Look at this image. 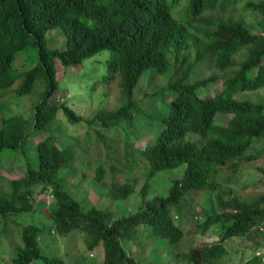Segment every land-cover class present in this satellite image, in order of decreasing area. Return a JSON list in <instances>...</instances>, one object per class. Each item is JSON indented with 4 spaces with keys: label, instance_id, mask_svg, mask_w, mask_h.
<instances>
[{
    "label": "trees",
    "instance_id": "16d2710c",
    "mask_svg": "<svg viewBox=\"0 0 264 264\" xmlns=\"http://www.w3.org/2000/svg\"><path fill=\"white\" fill-rule=\"evenodd\" d=\"M252 14L259 18L260 33L248 20ZM57 29L66 36L63 50L48 47L47 36ZM29 51L32 66L24 71L27 63L20 67L15 62ZM105 52L110 53L109 80L117 82L124 104L85 119L66 103H55L61 86L57 62L76 67ZM146 72L171 76L164 88L171 101L165 111L151 108L153 115L136 99ZM17 83L18 97L38 88L43 95L29 119L2 117L0 170L3 152L21 153L32 132L50 135L37 146V165L26 161L24 178L6 181L5 188L0 177L3 239L11 225L18 226L17 218L29 215L32 221L21 228L22 244L7 264H67L57 241L74 233L85 235L91 251L103 247L101 264H141L126 244L142 247L144 234L153 244L161 240L173 249L183 264H228L229 240L264 239V195L244 198L229 187L244 167L264 158V102L236 98L264 88V0H0V102ZM209 88L215 93L205 94ZM60 111L72 126L100 127L95 145H89L88 165L113 200L127 201L145 182L137 211L116 218L112 208L89 209L76 197L65 175L83 164L79 167L76 144L61 148L60 131L52 130ZM137 115L145 121L155 115L161 124L159 135L144 149L130 142ZM115 129L124 134L108 138ZM258 170L264 177V167ZM176 172L182 173L173 176L166 193L153 195L152 183ZM35 188L52 198L43 213ZM206 192L215 194L218 210L200 228L207 233L220 226L219 242L187 247L177 218L183 219L193 196ZM44 236L53 246H41ZM245 264H264V255Z\"/></svg>",
    "mask_w": 264,
    "mask_h": 264
},
{
    "label": "rangeland",
    "instance_id": "374dc122",
    "mask_svg": "<svg viewBox=\"0 0 264 264\" xmlns=\"http://www.w3.org/2000/svg\"><path fill=\"white\" fill-rule=\"evenodd\" d=\"M248 20L255 26V33L262 31L261 25L256 22L259 21L256 14L250 15ZM47 40L50 49L63 50L66 47L67 40L62 30L51 31L47 36ZM32 55L33 51H29L27 55L16 60L15 64L21 67V65L27 63L21 70L30 69L32 65L29 60ZM109 56L110 53L105 52L89 59L83 64L71 68L63 67L58 61L57 75L61 86L55 95L54 102L59 105L66 103L77 115L85 119H90L100 109L115 110L121 107L124 104V100L121 98L117 82L109 80L106 65ZM170 77L163 76V78H159L155 77L152 72L145 73L140 89L136 91V99L139 101L142 110L146 113H149L151 108L155 112L165 111L167 102L171 101L170 95L164 91ZM19 86L20 83H17L13 88L7 90L8 94L0 102V122L5 114L6 117L14 115L29 119L34 111V107L40 102L43 95L42 89L38 88L30 95L18 97L17 89ZM212 88L203 91L205 94L215 93V90ZM157 94L161 95L158 99L155 98ZM236 98L239 100L250 99L254 102L263 103L264 88L256 92L239 93ZM154 111L150 110V113L156 114ZM153 117L145 121L143 117L137 115L135 120L137 130L134 135L139 133L142 135L138 137L131 136L130 142L134 148L144 149L161 132V124L159 121L154 120L155 115ZM221 121L225 122L226 120L221 118ZM151 129L154 133L153 136L145 134ZM52 130L62 132L57 133L61 148L76 144L79 151V167L82 164L83 167L76 168L65 175L70 189L79 200H84L85 205L89 209L94 206L100 209L112 208L116 218L127 216L138 210L141 204L139 192L145 185L143 180L130 199L127 201H115L106 190L107 188L100 186L91 174L92 167L88 165L89 160H91L88 150L89 145L91 148L95 145L94 140L96 142L97 132L100 130L99 126H89L87 123L72 126L67 122L64 113L60 111ZM123 134L122 129H115L106 135L108 138L113 139ZM49 135V132H32L29 135V142L24 145L21 153L12 151L3 152V165L0 170V177L4 180V186L6 181L19 180L27 175V160L29 162L31 160V163L37 165V146L39 142L46 139ZM119 138H122V136ZM193 138L197 139L196 136ZM123 146L121 144V148ZM29 153L32 159L31 157L29 158ZM97 166L98 164H93V167ZM261 167H264V158L244 167L236 180L229 184L230 189L244 198L264 195V177L258 170ZM181 173L167 174L162 176L159 182L152 183L153 195L165 194L168 187L172 184L173 176ZM7 187L5 186V188ZM5 188H2V190L5 191ZM34 199L37 208L42 213L52 203V198L49 194L47 195L36 188ZM191 200L192 203L185 210L183 219L177 218L179 225L187 234L185 242L187 243V247H202L219 242L220 226L212 227L207 233H203L200 228V225L205 222L207 216L218 210L215 203V194L213 192H206L202 195L193 196ZM30 219L29 215L14 219L16 223L18 222V226H10V235L3 239L0 234V264H7L12 258L14 248L22 244L21 228L27 223H32ZM38 220H41V215L38 216L35 222H38ZM44 225H46L44 234L49 235L51 232L49 231L48 224L45 223ZM144 235H141L142 238L140 240L142 247L135 243L126 244V250L132 253L141 264H183L173 249L169 250L161 240L153 244ZM57 242V249L65 256L67 264H101L104 260L103 247L100 246L94 251L87 249L86 238L82 233H74L70 237L58 240ZM40 243L45 249L53 246L52 240L48 236H44ZM226 246L230 253L228 264H245L254 255L262 253L264 239L255 238L254 240H248L235 237L229 240Z\"/></svg>",
    "mask_w": 264,
    "mask_h": 264
},
{
    "label": "built area",
    "instance_id": "2783aa9c",
    "mask_svg": "<svg viewBox=\"0 0 264 264\" xmlns=\"http://www.w3.org/2000/svg\"><path fill=\"white\" fill-rule=\"evenodd\" d=\"M262 250H263V251H262V253H260V255H261V254H263V255H264V247H263V249H262Z\"/></svg>",
    "mask_w": 264,
    "mask_h": 264
}]
</instances>
